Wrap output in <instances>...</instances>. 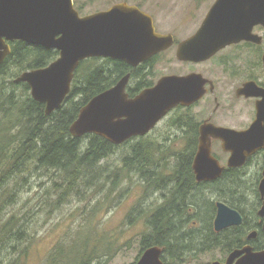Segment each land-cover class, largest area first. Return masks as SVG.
<instances>
[{
	"label": "water",
	"instance_id": "95a60500",
	"mask_svg": "<svg viewBox=\"0 0 264 264\" xmlns=\"http://www.w3.org/2000/svg\"><path fill=\"white\" fill-rule=\"evenodd\" d=\"M260 23L264 24V0H216L198 30L177 44L175 58L203 62L230 44L254 40L252 27ZM12 41L58 52L57 59L48 66L14 79V83L28 85L32 100L44 105L46 115L56 111L69 95L82 61L101 58L136 67L167 51L175 42L172 35L155 31L149 14L125 2L81 16L73 0H0V66L11 52L6 42ZM127 82L126 75L112 88L92 97L72 122L70 135H95L118 146L132 136L146 135L170 110L191 105L204 92L199 76H166L129 99L125 93ZM255 96L264 101V91ZM257 109V118L245 132L201 126L193 165L198 181L213 180L222 171L211 156V139L219 140L221 148L230 152V168L242 166L248 156L264 149V102ZM260 192L264 198V181ZM259 215L264 219V204ZM240 223L237 211L217 203L215 231ZM240 254L232 253L226 264H232ZM158 257L159 250L151 248L137 264H160ZM235 264H264V251L252 253L247 249Z\"/></svg>",
	"mask_w": 264,
	"mask_h": 264
},
{
	"label": "rangeland",
	"instance_id": "374dc122",
	"mask_svg": "<svg viewBox=\"0 0 264 264\" xmlns=\"http://www.w3.org/2000/svg\"><path fill=\"white\" fill-rule=\"evenodd\" d=\"M211 1L73 0L75 9H82L79 13L81 16L107 10L112 5L122 2L134 6L138 5L145 13L153 16L155 27L159 33L163 35L172 34L177 43L191 37L196 32L210 8ZM175 52L176 45L165 51L154 62L151 74L153 80L156 81L165 75L184 73L189 68H193L195 71L207 70L209 75L216 74L217 78L220 77L217 62L191 66L181 64L175 60ZM261 74L264 76V71ZM81 77L82 71H79L78 78ZM1 80L0 93L2 95L0 100L5 102V94L11 89L7 82L12 79L6 78L7 82ZM217 82L220 83L218 80ZM229 83H233V81ZM15 92L18 96L22 95L21 88H17ZM28 94L30 95L29 92ZM207 112V109H204L203 114H199L201 119ZM172 120L173 117L171 116L166 124H160L155 134L147 138L148 140L125 142L115 147L111 155L101 162L104 169L97 176L100 179L83 187L82 193L72 196L59 209L50 208V204L56 200V195L51 188V182L42 176V172L26 175L25 181H22L21 177L17 178L15 186L12 185L13 180H10L5 185L10 198L0 209V223L14 215L19 226L28 229L30 235L23 242L16 243L13 240L9 249L0 246V264H49V254L58 243L61 244L62 248L60 253L64 251L67 255L69 260L67 264H74L70 261H72L76 249L78 251L86 250L87 248L83 247V244L87 237L92 239V244L95 243L94 237L97 236H105L111 247L108 248V256L101 255L91 264H133L145 237L151 232L154 233L152 220L161 211L159 206L162 204L163 209L168 211L175 206L179 207L185 201L188 205L193 201L195 208L192 212H199L203 217L199 219L198 215L189 214L187 212L189 206L184 207L183 205L182 214H176V211L170 215V218L172 219V215L175 218L174 224L179 232L178 236L182 235L183 246L192 247V251L195 247H201L200 245L205 243L208 235L202 229L207 227L202 223L207 224L208 221V215L205 214L209 207L206 204L211 201L222 202L224 199L218 198V195L212 192L213 190L207 194V197L195 191L190 195L197 198L189 197V191L184 194L185 189L183 188L182 196L177 195L178 198L176 199V192H171L167 188V185H174L168 184L164 178L171 167H166V163L163 162L171 159L176 152L192 145L189 138L171 136L173 132L169 129L168 124ZM147 143L151 144V148L147 147ZM135 144L138 145L139 151L143 154L149 150L150 172L157 173L159 180L156 186L149 185L146 176L140 174L132 165L126 171L122 169L123 157L131 153V148ZM213 148L219 153L222 152L220 144L217 142ZM109 173L115 181L113 185L109 183L107 178L104 181V177L108 176ZM237 177L239 181V176ZM53 178L52 175L51 179ZM247 183H251V180H248L244 185ZM47 187H49L48 195L44 196L42 193ZM214 189L219 190L220 187L215 186ZM244 192L247 196H253L252 187L245 189ZM1 194L3 195V192ZM171 200L173 201L169 204ZM98 202L102 203L97 206L98 209L91 218L89 212ZM244 202L235 207L245 212L251 211L254 203L248 200ZM227 203L232 205L229 201ZM43 206L47 207L39 208ZM77 231L81 235V241L74 244L75 239L73 238ZM224 234L211 235V239H219V242L216 241L214 244H218L210 249L199 252H178L180 257L175 258L172 264H207L212 260L222 259L225 255V247L222 248L220 243ZM188 236L191 238L189 239ZM99 240L102 243L103 240L100 238Z\"/></svg>",
	"mask_w": 264,
	"mask_h": 264
},
{
	"label": "trees",
	"instance_id": "16d2710c",
	"mask_svg": "<svg viewBox=\"0 0 264 264\" xmlns=\"http://www.w3.org/2000/svg\"><path fill=\"white\" fill-rule=\"evenodd\" d=\"M76 10L79 13L82 11L81 8H76ZM57 57L58 52L55 50L46 53V51L31 49L26 45L14 43L10 55L5 58L0 66L1 81H6L8 77L12 79L6 81L11 87L9 92L5 94L4 99L6 101L0 100V209L10 198L5 185L13 180L12 185L15 186L17 178L21 177V180L25 181L26 175L34 172H42V176L51 182L56 200L50 204V208L59 209L72 196L82 193L83 187L100 179L97 176L104 169L101 162L111 155L114 148L117 147L95 135L73 138L69 128L77 118L79 110L92 97L115 85L130 71V68L124 62L110 59L90 58L82 61L74 73L69 95L56 111L46 115L44 105L32 100L28 94V92L30 93L28 85L14 83V79L26 71L48 66ZM79 71H82L81 78H78ZM17 88L22 89L21 96L16 94ZM1 95L2 93H0ZM196 143L197 140H193L190 147L195 149ZM146 145L151 148L150 143ZM149 163L148 155L141 153L138 145L135 144L132 146L131 153L123 157L122 169L126 171L132 165L140 174L146 176L149 185L156 186L159 181L158 175L150 172L151 165ZM52 175L54 176L53 179H51ZM105 178L112 185L115 183L110 173L104 177V181ZM167 186L171 192H176V199L178 198L177 195L182 196L181 188ZM249 188L247 184L241 186L237 175H233L229 177L228 187H221L219 192L218 189L214 188L211 191L213 190L212 192L217 194L218 198L237 206V204L240 205L244 202L242 198L247 196L244 190ZM48 190L49 187L44 189L42 194L48 195ZM185 202H182L179 207L175 206L171 210L168 209V211L163 209L162 204L159 206L161 209L159 212H164V216L153 218L154 233L151 232L145 237L144 245H169L176 251L181 250L184 241L182 235L178 236L179 232L174 224L175 218L172 215L171 219L170 215L176 211V214L181 215ZM101 203L98 202L92 207L89 212L91 218ZM176 214L175 216H177ZM29 235L28 229L21 228L14 215L0 223L1 247L9 249L13 240L16 243L23 242L27 240ZM99 238L103 240L102 243ZM105 238V236L94 237L95 243L91 244L92 239L87 237L83 244V247L87 249L81 251L76 249L77 252L75 251L70 262L91 264L101 255L108 256V248L111 247V244ZM73 239H75L74 244L81 241L79 231L76 232ZM216 241L219 242V239H215L214 243ZM60 250H62L61 244L58 243L49 254V264L69 263L67 255L64 251L60 253Z\"/></svg>",
	"mask_w": 264,
	"mask_h": 264
},
{
	"label": "flooded vegetation",
	"instance_id": "af4514ba",
	"mask_svg": "<svg viewBox=\"0 0 264 264\" xmlns=\"http://www.w3.org/2000/svg\"><path fill=\"white\" fill-rule=\"evenodd\" d=\"M211 2L210 8L216 0H212ZM136 7L141 9L138 5ZM151 18L155 27L153 16H151ZM202 22H200V25ZM155 31L159 33L156 27ZM251 35L255 37L254 40H241L237 43L230 44L203 62H181L175 58L177 62L181 64H189L190 66L217 62L220 69V77L218 78L216 74H211L212 76L209 75L206 69V71L203 69L195 71L193 68H189L187 72L165 75L155 81L151 78L153 71L152 67L154 66V62L164 52L151 57L136 67L128 66L130 71L126 74L128 76V82L125 87V93L129 99H134L143 91L154 87L161 78L166 76H177L180 78H185L191 75L199 76L203 83L202 89L204 92L203 95L191 105H178L170 110L146 135L132 136L127 142L146 140L155 134L160 124H166L168 119L172 116L173 120L168 124L169 129L173 132L171 136H180L184 139L189 138V140L192 139V142L193 140H197V143L195 149L185 147L180 152L173 154L171 159L163 162L166 163V167H171H169L170 170L165 174L164 178H166V182L181 189H185V191H183L184 193L189 191L188 194H192L193 191H196L201 192L202 195L207 197V194L211 192V189L215 188V186L220 188L228 187L229 177L237 175L239 176L241 186H244L243 184L248 180H251V183H247V185L252 187L253 196H243L242 199L254 203L252 210L245 212L240 208L238 209L235 206L228 204L227 201H224L223 199V201L221 200L222 202H209V204H206L209 208L208 212L205 214L208 215L207 224L201 222L204 226L207 225V227H203L202 229L204 230V233L206 234L207 232L208 235L205 239V243L200 245L201 247H195L194 251H192V247L183 246L180 251H176L169 245L143 244L137 255V259L133 264H137L143 254L151 248H157L159 250L158 261L160 264H172L175 258L180 257L178 252H199L216 246L217 244H214V238L211 239V235H218L220 233H225L222 237V244L220 245L222 248L225 247V255L222 259L212 260L207 264H213L214 262L226 264L232 253L240 252L241 254L232 262V264H235L244 255V251L247 249H250L252 253L264 251V219L259 215V211L264 204V198L260 192V186L264 181V149L257 150L254 154L248 156L242 166L230 168L228 167L230 152H225L221 148V142L219 140L211 139V156L218 162V166L222 170L221 174L213 180L198 181L193 169L195 156L198 151L197 146L200 137L199 131L202 125L210 124L214 127L232 130L234 132H245L257 118L258 105L264 102L262 97L255 96L258 93L260 94V90L264 91V76L261 74L262 71H264V24L260 23L253 26ZM173 38L175 41L174 45L177 47L179 42H176L174 36ZM6 43L9 45L10 51L14 43L26 45L31 49L36 48L41 51H46V53L52 51L50 48L46 49L37 45H29L22 41ZM217 80L220 83H218ZM232 81L233 83H229ZM117 83H115V85ZM197 109L199 110L196 111ZM204 109H207L208 112L204 114V117L201 119L199 114H203ZM215 142L220 144L222 152L219 153L213 148ZM145 154L149 157V150H147ZM203 189L205 190L203 191ZM190 196L191 195H189V197ZM217 203H223L227 207L237 211L241 216V223L239 225L229 226L220 231H215L214 219L217 212ZM183 205L184 207L189 206L187 210L189 214L198 215L199 219L203 217L199 212H192L195 208V203L193 201H191L189 205L187 203H184ZM160 212H158V214L154 213L156 215L153 216L155 218L157 216L163 217L164 212Z\"/></svg>",
	"mask_w": 264,
	"mask_h": 264
},
{
	"label": "bare ground",
	"instance_id": "6f19581e",
	"mask_svg": "<svg viewBox=\"0 0 264 264\" xmlns=\"http://www.w3.org/2000/svg\"><path fill=\"white\" fill-rule=\"evenodd\" d=\"M125 71V70H124Z\"/></svg>",
	"mask_w": 264,
	"mask_h": 264
}]
</instances>
